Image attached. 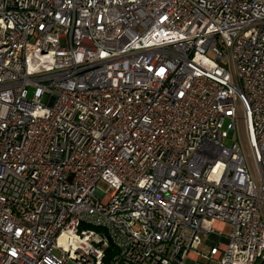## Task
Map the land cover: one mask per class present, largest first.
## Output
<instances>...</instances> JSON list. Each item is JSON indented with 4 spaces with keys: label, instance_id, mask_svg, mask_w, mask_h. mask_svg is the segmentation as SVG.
<instances>
[{
    "label": "built area",
    "instance_id": "built-area-1",
    "mask_svg": "<svg viewBox=\"0 0 264 264\" xmlns=\"http://www.w3.org/2000/svg\"><path fill=\"white\" fill-rule=\"evenodd\" d=\"M0 264H264V0H0Z\"/></svg>",
    "mask_w": 264,
    "mask_h": 264
},
{
    "label": "rangeland",
    "instance_id": "rangeland-1",
    "mask_svg": "<svg viewBox=\"0 0 264 264\" xmlns=\"http://www.w3.org/2000/svg\"><path fill=\"white\" fill-rule=\"evenodd\" d=\"M228 143H229V142L227 141L226 144H228ZM228 230H229V228L227 227L225 231L228 232Z\"/></svg>",
    "mask_w": 264,
    "mask_h": 264
}]
</instances>
